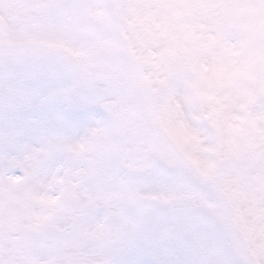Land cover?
I'll use <instances>...</instances> for the list:
<instances>
[{
    "label": "snow or ice",
    "instance_id": "1",
    "mask_svg": "<svg viewBox=\"0 0 264 264\" xmlns=\"http://www.w3.org/2000/svg\"><path fill=\"white\" fill-rule=\"evenodd\" d=\"M0 264H264V0H0Z\"/></svg>",
    "mask_w": 264,
    "mask_h": 264
}]
</instances>
